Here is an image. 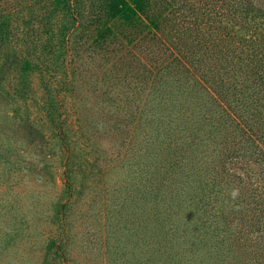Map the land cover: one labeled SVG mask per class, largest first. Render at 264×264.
<instances>
[{"label": "trees", "instance_id": "obj_1", "mask_svg": "<svg viewBox=\"0 0 264 264\" xmlns=\"http://www.w3.org/2000/svg\"><path fill=\"white\" fill-rule=\"evenodd\" d=\"M127 2L0 0V99L19 104L6 117L36 74L64 164V96L122 136L146 264H264V0Z\"/></svg>", "mask_w": 264, "mask_h": 264}, {"label": "rangeland", "instance_id": "obj_2", "mask_svg": "<svg viewBox=\"0 0 264 264\" xmlns=\"http://www.w3.org/2000/svg\"><path fill=\"white\" fill-rule=\"evenodd\" d=\"M126 4L134 9L133 0ZM29 79L33 100L22 102L21 118L8 119L19 104L0 99V264H146L133 149L106 131L100 115L64 96L63 128L75 154L64 164L63 130L49 126L37 106L38 76ZM74 101L83 110L77 119ZM65 213L69 236L59 252L48 238Z\"/></svg>", "mask_w": 264, "mask_h": 264}, {"label": "clouds", "instance_id": "obj_3", "mask_svg": "<svg viewBox=\"0 0 264 264\" xmlns=\"http://www.w3.org/2000/svg\"><path fill=\"white\" fill-rule=\"evenodd\" d=\"M234 195H235V193H234Z\"/></svg>", "mask_w": 264, "mask_h": 264}]
</instances>
